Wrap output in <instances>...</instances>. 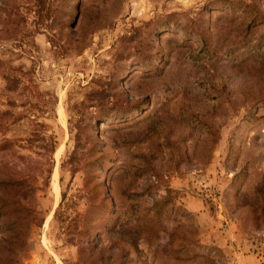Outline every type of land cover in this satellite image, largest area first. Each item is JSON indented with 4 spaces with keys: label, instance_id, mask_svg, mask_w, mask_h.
<instances>
[{
    "label": "rangeland",
    "instance_id": "obj_1",
    "mask_svg": "<svg viewBox=\"0 0 264 264\" xmlns=\"http://www.w3.org/2000/svg\"><path fill=\"white\" fill-rule=\"evenodd\" d=\"M263 62L264 0H0V176L44 217L18 264H264Z\"/></svg>",
    "mask_w": 264,
    "mask_h": 264
},
{
    "label": "trees",
    "instance_id": "obj_2",
    "mask_svg": "<svg viewBox=\"0 0 264 264\" xmlns=\"http://www.w3.org/2000/svg\"><path fill=\"white\" fill-rule=\"evenodd\" d=\"M252 24L253 20L248 25H246L242 39L245 40L248 37L247 34L249 33ZM253 63L254 62H252V64ZM182 90L183 91L180 92V94L184 99V95H187V91L185 88ZM92 96L97 97L101 105H103V101L109 97L106 90L95 92L90 95V97ZM259 101H264V98L261 97ZM118 106L119 109L116 110L115 116L120 117H125L140 108V104L138 102L130 105L128 100ZM103 116H106V114ZM150 128L156 130L154 125H151ZM216 138H218L217 135ZM46 148L48 154L52 156L56 149L55 142L51 140L50 147ZM76 151L77 147L74 148L70 157L66 161L68 165H72L73 163L75 164ZM49 163L50 166L46 169L44 176L41 177V185L43 188L48 187L51 178L53 164L50 160ZM78 170L79 169L77 167L72 169L73 173H76ZM5 174L7 175L0 176V264H18L26 251L29 232L33 227H40L43 224L44 217L39 211H37L33 204L35 193L38 190V177H36V175H22L17 177L9 173ZM119 194L121 196L123 193L120 192ZM126 194H129L128 190H126ZM166 200L167 198L164 199V201ZM158 202L159 201H155L153 203L154 205L152 209H155L156 206L159 205ZM113 204V216L115 219L114 223L110 225L107 232L120 235V228L118 229L116 227L118 221L117 215H115L120 208L118 205V199L117 202L113 201ZM55 216H58V213H55ZM153 222L154 219L151 217L148 223L151 224ZM146 236L149 237L151 235H149L147 232ZM68 242L71 244L72 242H75V240L68 239ZM216 251L220 252L218 250Z\"/></svg>",
    "mask_w": 264,
    "mask_h": 264
},
{
    "label": "crops",
    "instance_id": "obj_3",
    "mask_svg": "<svg viewBox=\"0 0 264 264\" xmlns=\"http://www.w3.org/2000/svg\"><path fill=\"white\" fill-rule=\"evenodd\" d=\"M187 206L192 212L198 214L197 218L201 221V222L199 221L200 224H204V223L207 224V221L220 223V221L216 220L219 217L218 213L215 210L206 209L203 202H200L195 198H192L187 202ZM224 222L225 224L227 223L225 220ZM227 227H228L227 231L229 234L228 236L231 237L232 225L229 224ZM217 244H219L220 247L225 246V243L223 241L217 242ZM259 260L260 258H257V254L237 252L235 254V257L231 259V262L229 264H260Z\"/></svg>",
    "mask_w": 264,
    "mask_h": 264
},
{
    "label": "bare ground",
    "instance_id": "obj_4",
    "mask_svg": "<svg viewBox=\"0 0 264 264\" xmlns=\"http://www.w3.org/2000/svg\"><path fill=\"white\" fill-rule=\"evenodd\" d=\"M53 181H55V180H53ZM56 186V185H55ZM56 189H57V187H55Z\"/></svg>",
    "mask_w": 264,
    "mask_h": 264
}]
</instances>
